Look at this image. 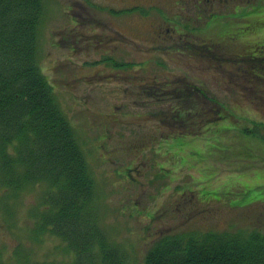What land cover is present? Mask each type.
I'll list each match as a JSON object with an SVG mask.
<instances>
[{
    "label": "rangeland",
    "instance_id": "1",
    "mask_svg": "<svg viewBox=\"0 0 264 264\" xmlns=\"http://www.w3.org/2000/svg\"><path fill=\"white\" fill-rule=\"evenodd\" d=\"M65 1L47 0L39 64L85 152L97 184L99 222L109 242L128 256L129 264H144L148 251L165 236L264 234V74L257 72L262 78L252 82L237 81L233 74L237 67L231 64L222 67L186 59L184 68L181 61L161 51L154 53L149 69L137 72L138 79L132 67L82 65L94 53L76 55L80 64L74 67L69 61L67 31H62L67 25L61 19L66 15ZM250 1L263 4L257 15L264 28V0ZM122 32L138 41L134 45L140 52L151 44L148 31ZM247 32H253L250 40H263L252 50L245 48L256 52L250 58L256 63L250 64L257 71V63L264 67V31ZM130 48V43L121 45L114 56L129 60L125 52ZM144 59L147 54L138 55V60ZM157 64L169 66L171 72L166 75L175 82L182 76L194 81L199 75L197 84L221 101L216 119L212 121L207 113L211 105L203 101L202 122L186 125L181 133L169 126V103L153 104L156 100L141 92ZM250 72L254 74L252 68ZM183 103L194 105L191 98ZM192 113L185 117L194 119ZM176 115L184 119L181 112ZM47 193L48 185L41 182L19 193L0 184V264H73L75 254L61 238L38 232Z\"/></svg>",
    "mask_w": 264,
    "mask_h": 264
},
{
    "label": "trees",
    "instance_id": "2",
    "mask_svg": "<svg viewBox=\"0 0 264 264\" xmlns=\"http://www.w3.org/2000/svg\"><path fill=\"white\" fill-rule=\"evenodd\" d=\"M43 17V0H0L1 180L14 191L48 184L39 226L68 244L74 264H128L100 228L85 154L40 69ZM145 264H264V234L166 236Z\"/></svg>",
    "mask_w": 264,
    "mask_h": 264
},
{
    "label": "flooded vegetation",
    "instance_id": "3",
    "mask_svg": "<svg viewBox=\"0 0 264 264\" xmlns=\"http://www.w3.org/2000/svg\"><path fill=\"white\" fill-rule=\"evenodd\" d=\"M251 3L250 0L236 3L229 0H174L171 6V0H66L67 25L62 31H67L70 62L76 63L75 57L79 53L87 54L88 57L92 55L91 53L97 54L83 60L82 65L86 67L130 65L135 68L134 78L138 79L140 76L137 72L149 69L154 53L161 51L164 56L181 61L184 68L186 59L202 63L205 61L219 63L222 67L225 63L231 64L237 67V71H233L237 81L252 82L256 78H262L257 72L264 74L262 63H257L259 66L257 71H254L250 64L256 63L250 59L256 52L250 51L255 44H261L262 40L259 37L257 41L250 40L253 32L247 31L257 33L264 31V28L261 18L257 15L263 4ZM230 13L239 15V18L230 17ZM122 31H148V37L152 36V39H148L151 40V44H146L145 49L141 48L145 51L140 52L134 45L138 41ZM190 31L212 32L202 35ZM155 42L159 44L153 45ZM127 43H130L131 47L125 52L129 55V60L122 55L115 57L119 46ZM238 46L243 48L239 50L236 48ZM245 48L251 50L246 52ZM139 54L141 56L147 54V59L138 60ZM163 60L168 61L166 58ZM144 63L145 67L136 69L138 65ZM160 67L162 69L159 70ZM251 68L253 75H250ZM156 70L155 67H151L155 74L152 75L146 89L141 92L144 95L150 94L149 100L157 101L153 104L169 103L166 111L169 115L177 112L190 114L195 109L192 113L196 117L194 122H201L202 101L207 98L202 85L197 84L201 81L200 76L194 77V81H187L185 76H182L183 79L177 78L182 82L181 85L166 75L171 72L166 64H157ZM190 98L194 105H184L183 102ZM208 102L210 103V100ZM218 111L219 108L212 106L207 113L214 115ZM172 126L182 129L186 125Z\"/></svg>",
    "mask_w": 264,
    "mask_h": 264
}]
</instances>
